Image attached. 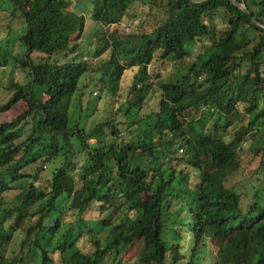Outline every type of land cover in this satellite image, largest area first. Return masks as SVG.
Listing matches in <instances>:
<instances>
[{"label": "trees", "instance_id": "obj_1", "mask_svg": "<svg viewBox=\"0 0 264 264\" xmlns=\"http://www.w3.org/2000/svg\"><path fill=\"white\" fill-rule=\"evenodd\" d=\"M0 1V67L26 73L0 103H25L0 122V264H123L134 246V264H264V0H236L249 13L232 0H94L86 14ZM15 20L22 56L3 43ZM195 44L185 71L149 73ZM97 86L107 114L72 125Z\"/></svg>", "mask_w": 264, "mask_h": 264}, {"label": "rangeland", "instance_id": "obj_2", "mask_svg": "<svg viewBox=\"0 0 264 264\" xmlns=\"http://www.w3.org/2000/svg\"><path fill=\"white\" fill-rule=\"evenodd\" d=\"M70 1L72 2L71 8L76 13L86 14L88 9L92 8V4L94 0H70ZM8 6L9 4L7 2L0 1V24H4L9 20L7 17L6 11H5V8H7ZM216 22L220 23V20L217 19ZM13 24L15 27L18 26L19 29H16V28L15 30L13 29L12 34L9 37V39L3 43L6 48H9V50L11 51L13 55L22 56L24 48L20 44V41L18 40V35L21 33L20 26L22 23L19 20L18 21L15 20L13 21ZM87 24L90 25L88 26V30H90L92 26L94 25L90 21H88ZM141 25L142 24L140 22V19L138 18H134V19L125 18L121 22L120 26L122 28L123 27L126 28L127 31H130L134 27L141 26ZM5 32H6L5 28H1L0 26V38L6 37ZM191 49H192L191 56L181 63L174 64L172 61L161 60L159 58H156L149 65V68H148L149 73L154 77V79L157 82H160L163 80H168V78L174 71H185L190 66V64L196 59L197 54L200 51L199 44H195L194 46L191 47ZM37 55L41 56L40 53H38ZM133 73H134V70L132 68L127 70V72L125 73L123 81H122V92L123 93H126L127 87L130 83ZM25 80H26V73L12 59H10L8 65L0 67V103H4L11 95V91L7 89V86L10 85L11 82H14V81L24 82ZM93 84H95V82ZM110 101H111L110 98H107L104 93H101L97 86L93 90V94L91 95L86 94L84 96L83 98L84 110L82 109L81 114L79 113V110L76 107L72 108L71 110L72 125H74L81 118H84L86 124L84 123V119H82L80 126L86 125L84 127L89 128L91 125L98 122L103 116L107 114L105 108L107 107V105L113 104V100L111 101L112 103ZM88 107H91V108H88ZM24 108H25V103L23 101L18 102L10 111L5 112V113H0V122L7 121V120L8 121L13 120L15 117H17L18 114H20L23 111ZM92 111H95V112L92 113ZM249 144L250 142H247L246 145H249ZM238 179H239V175L235 174L230 179H228L227 184L234 185V183L238 181ZM255 183L256 184L259 183V180H256ZM15 193H16V190H12L8 195L9 196L8 199L9 200L13 199L14 198L13 196L15 195ZM92 215L93 214H91L90 216ZM138 251H139V248L137 246H134L133 248H131L129 250V253L123 258V264H134L138 260ZM209 260L211 263H215L217 260V249L213 245L210 246Z\"/></svg>", "mask_w": 264, "mask_h": 264}, {"label": "water", "instance_id": "obj_3", "mask_svg": "<svg viewBox=\"0 0 264 264\" xmlns=\"http://www.w3.org/2000/svg\"><path fill=\"white\" fill-rule=\"evenodd\" d=\"M237 6H239L240 8H242L245 12L249 13L246 5H244L243 3H239L236 0H232ZM254 22H256V20H254ZM257 23V22H256ZM257 25H260L259 23H257Z\"/></svg>", "mask_w": 264, "mask_h": 264}]
</instances>
